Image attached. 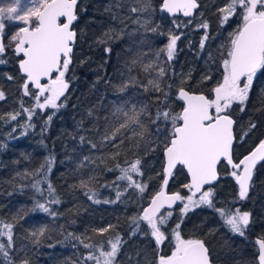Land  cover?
Returning <instances> with one entry per match:
<instances>
[{"label": "trees", "instance_id": "16d2710c", "mask_svg": "<svg viewBox=\"0 0 264 264\" xmlns=\"http://www.w3.org/2000/svg\"><path fill=\"white\" fill-rule=\"evenodd\" d=\"M161 1L78 0L77 35L65 76L69 87L58 109L40 110L29 101L22 92L20 56L13 51L0 55V91L5 94L0 100V228L14 225L13 247L8 257L0 255V264H96L86 258L98 256L101 245L110 251V241L117 237L114 264H158L160 255L173 250L177 223L185 239L205 243L211 264H256L254 238L264 239V161L257 164L244 200L221 166L220 180L211 187L215 207L202 204L179 214L175 222L171 212L160 226L166 237L160 245L139 219L160 188L163 150L173 132L171 120H157V113L181 112L180 88L213 97L212 89L223 79L231 35L242 23L239 14L221 22L218 5L229 0H219L212 10L200 0L201 20L194 27L195 17L186 25L168 18ZM170 36L179 37L172 60L166 50ZM243 107L240 111L241 105L234 104L229 110L235 121L236 162L264 140V70L253 78ZM33 108L29 120L24 109ZM141 109L144 128L125 116ZM12 114H18L16 120ZM137 159L140 173H132L133 182L143 185V192L119 179L120 169ZM38 180L44 181L40 191L32 186ZM186 184L185 173L177 168L169 191L186 197ZM89 189L95 193L92 198ZM53 198L60 202L50 203ZM37 202L55 215L40 211ZM220 208L226 214L237 208L250 214L243 236L224 223ZM0 242L7 245V238Z\"/></svg>", "mask_w": 264, "mask_h": 264}, {"label": "snow or ice", "instance_id": "6c2138e0", "mask_svg": "<svg viewBox=\"0 0 264 264\" xmlns=\"http://www.w3.org/2000/svg\"><path fill=\"white\" fill-rule=\"evenodd\" d=\"M78 0H31L30 6L21 10V0H12L11 3L0 6V55L6 51L2 42V33L5 29L4 21L20 22L21 26L12 36L14 51L21 56L19 69L25 77L22 89L25 96L32 95L37 101L36 107L40 110L48 108L58 109L61 97L69 87L65 80L66 72L71 63V53L76 38V31L72 25L77 20L76 6ZM163 9L175 15L182 13L185 17L193 15V10L198 7L197 0H162ZM239 9V13L238 10ZM137 11L136 8L132 9ZM223 13L222 23L231 16L241 15L242 23L235 33L231 35L230 50L227 58L223 60V79L212 89L213 98L205 95H193L179 89V98L186 102L181 113L171 115L169 112L157 113L156 119L161 116L165 120H171L173 132L169 142L165 145L167 160L166 172L171 175V170L177 165L186 167L190 174V183L184 185L190 194L187 197L180 193L165 195L163 191L157 193L150 201V206L145 207L142 216L139 217L147 223L151 229V235L160 245L165 240V233L161 225L166 224L167 217L172 213L160 215L161 208L165 205L171 209L176 202H181V213L186 215L194 207L206 204L215 207L211 197V188L205 189V185H211L218 178L217 166L223 161L231 166L230 175L238 185L240 200L248 196L250 182L253 179V170L259 161H264V140L238 162L231 155L234 135L233 125L235 121L229 110L234 104L241 105L240 111H244L245 102L248 99L253 78L258 72L264 70V0H229L226 6L219 9ZM63 18V21H62ZM202 28L207 29L208 24L202 23ZM179 37H172L167 45V59L172 60L176 41ZM208 37L205 35L204 39ZM203 47V40L201 41ZM111 51V49H106ZM4 61L0 60V63ZM161 75L164 70L160 69ZM55 74V75H54ZM8 79H13L9 76ZM46 80L47 83H42ZM30 86H34L36 93L30 92ZM158 87V86H157ZM47 94V95H45ZM44 97L43 102L40 98ZM5 99V94L0 91V100ZM60 101V103H58ZM35 108L24 109L31 120L35 114ZM133 110L132 115L125 113L128 120L144 125L139 120L142 113ZM18 114H12L11 120H16ZM47 119L50 121L52 115ZM127 123V122H126ZM122 124L121 127H125ZM252 128L255 124L251 125ZM139 159L130 163L129 167L121 168L122 175L119 179H127L132 186L138 187L141 192L144 186L133 182L132 173H140ZM38 180L32 186L40 191ZM168 183L164 180V184ZM48 191H53L51 184ZM199 193V198L194 197ZM89 198L95 193L89 189ZM56 198L50 203H59ZM36 207L50 215H55L45 203L37 202ZM224 219V223L233 233L241 236L250 222V214L241 212L239 208L235 212L226 214L223 208L216 209ZM12 224H4L0 228V238H7V245L0 242V255L9 256V250L13 247ZM108 227H111L109 225ZM100 231H107V228ZM43 232H40L42 235ZM174 247L170 255H160L158 264H210L208 248L200 239H184L180 232V224L177 223L172 230ZM111 250H101L99 255L90 254L86 259L95 260L96 264H114V258L119 251L120 238L110 241ZM259 246L258 264H264V239H257ZM88 248L91 245L85 244ZM101 258L103 260L101 261ZM27 264V261L24 262Z\"/></svg>", "mask_w": 264, "mask_h": 264}, {"label": "water", "instance_id": "95a60500", "mask_svg": "<svg viewBox=\"0 0 264 264\" xmlns=\"http://www.w3.org/2000/svg\"><path fill=\"white\" fill-rule=\"evenodd\" d=\"M197 4H198V7L196 8V9H194L193 10V15L192 16H190V17H185L182 13H177V14H175V15H173V14H171V13H169V12H167L166 10H164L163 9V5H162V1H161V5H160V10L168 17V18H170V19H172V18H181V19H184V20H191V19H193V17L195 16V14H196V12L198 11V9H199V3L197 2ZM62 21H63V18H62ZM74 23H75V21H74ZM74 23H73V25H74ZM73 25H72V28H73ZM13 52L15 53V51H14V48H13ZM20 59H22V57L20 56ZM20 61V60H19ZM18 71H19V74L23 77V83H24V81H25V77H24V75L22 74V72L20 71V69H19V62H18ZM55 75V74H54ZM42 83H47V81L46 80H42ZM30 88L33 90V91H35V92H37V90L35 89V87L34 86H30ZM181 89V88H180ZM185 90V89H184ZM185 91H187V90H185ZM187 92H189V91H187ZM66 93V92H65ZM189 94H193V95H204V94H202V93H195V92H189ZM62 98V97H61ZM177 98L179 99V101L182 103V109H181V112H182V110H183V107L186 105V102L184 101V100H182V99H180L179 98V90H178V92H177ZM180 112V113H181ZM234 128H235V123H234V125H233V135H234ZM234 143H235V136H234V140H233V145H232V150H231V155H232V157H233V147H234ZM258 145V144H257ZM256 145V146H257ZM256 146H254L248 153H246L244 156H246V155H248ZM164 152H165V149L163 150V167H162V173H163V178H162V182H161V185H160V188L158 189V191H156L153 195H152V197L149 199V201H148V203L143 207V209L145 208V207H148V206H150V201H151V199H153L154 197H155V195L157 194V193H159V192H161V191H163L164 193H165V195H169V194H175V192H169V184H170V182H171V176H172V174H173V172L177 169V168H181L182 170H183V172L185 173V175H186V177H187V184L188 183H190V180H191V177H190V174L187 172V169H186V167L185 166H183V165H177L175 168H173L172 170H171V175H169L165 170H166V168H167V160H166V156H165V154H164ZM244 156H242L241 158H243ZM240 158V159H241ZM259 162H261V161H259ZM258 162V163H259ZM257 163V164H258ZM225 165L228 169H231V166H229V165H227L226 164V161H223L222 160V162L217 166V171H218V178H217V180H215L211 185H205L204 187H205V189H208V188H211V187H213L214 185H216L217 183H218V181L220 180V173H219V169H220V167H221V165ZM257 164H256V166H257ZM256 166H255V168H256ZM255 170V169H254ZM254 170H253V173H254ZM164 180H167L168 181V183L165 185L164 184ZM251 183V182H250ZM235 184H236V182H235ZM236 186H237V188H238V185L236 184ZM250 188V187H249ZM238 191H239V189H238ZM190 193V192H189ZM199 196V193H197V195L195 196V197H198ZM180 205V202L178 201V202H176L174 205H173V207L171 208V209H169V208H167V206L165 205V207L164 208H161V210H160V213L158 214V217L161 215V213L163 212V211H172V210H174V209H176L178 206ZM142 209V210H143ZM142 214H143V211H141V213H140V216H142ZM143 221V220H142ZM145 222V221H144ZM257 239H260V238H254V243H255V246H256V257H255V261H256V264H258V251H259V246H258V244H256V241H257ZM211 264V263H210Z\"/></svg>", "mask_w": 264, "mask_h": 264}, {"label": "rangeland", "instance_id": "374dc122", "mask_svg": "<svg viewBox=\"0 0 264 264\" xmlns=\"http://www.w3.org/2000/svg\"><path fill=\"white\" fill-rule=\"evenodd\" d=\"M203 1V3H204V9H210L211 8V10L213 9L212 7L214 6V5H217V4H220V2H219V0H202ZM12 2V0H0V6H3V5H6V4H8V3H11ZM30 4H31V0H21V10H23V8L25 7V6H30ZM219 7H223L224 5H218ZM201 11H199L197 14H196V16H195V18H194V20L192 21V23L190 24L192 27H194V26H197L198 24H199V22H200V20H201ZM179 22H182V24H184V25H186V24H188L189 23V20H184V19H181V18H178L177 19ZM4 23H5V29H4V31H3V33H2V42H3V44L5 45V48H6V51H13V48H14V42L13 41H11V36L21 27V26H23L20 22H15V21H7V20H5L4 21ZM170 35V34H169ZM173 36H170V38H169V41H168V43L170 42V40H171V38H172ZM177 42V41H176ZM168 45V44H167ZM166 50H167V48H166ZM175 50H176V46H175ZM23 90V89H22ZM30 90H32L31 88H30ZM33 91V90H32ZM23 92V91H22ZM32 93H36L35 91H33ZM23 94H24V92H23ZM45 95H47V94H45ZM27 98H28V100L29 101H33L34 102V104H36L37 103V101L34 99V97L32 96V95H28L27 96ZM213 98V97H212ZM43 99H44V97H41L40 98V102H43ZM49 109V108H48ZM223 171L227 174V177H229V178H231V179H233L234 181H235V179L230 175V173H231V171H232V169H228L226 166L223 168ZM188 192H189V190H188ZM190 194V193H189ZM188 194V195H189ZM187 197V196H186ZM199 198V196L198 197H194V199H198ZM183 207V204L180 202V206L177 208V209H175L174 211H175V215H173V217H172V221H176L177 219H178V217H179V214L182 216V213H181V208ZM172 225H173V223H172ZM182 238H184L183 236H182ZM185 239V238H184Z\"/></svg>", "mask_w": 264, "mask_h": 264}, {"label": "flooded vegetation", "instance_id": "af4514ba", "mask_svg": "<svg viewBox=\"0 0 264 264\" xmlns=\"http://www.w3.org/2000/svg\"><path fill=\"white\" fill-rule=\"evenodd\" d=\"M197 2L199 3V7H200V0H197ZM222 2V1H221ZM198 11H199V9H198ZM198 11L196 12V14L198 13ZM195 14V15H196ZM195 17V16H194ZM193 17V18H194ZM221 166H223V164L221 165ZM225 166V165H224ZM220 170V169H219ZM169 190V189H168ZM170 192V191H169ZM176 193V192H175ZM175 210V209H174ZM174 210H172V211H163L162 213H161V215H163L165 212H173ZM159 218V217H158Z\"/></svg>", "mask_w": 264, "mask_h": 264}]
</instances>
